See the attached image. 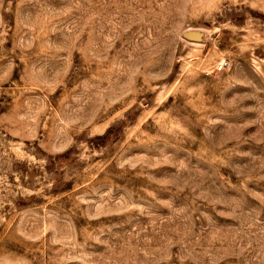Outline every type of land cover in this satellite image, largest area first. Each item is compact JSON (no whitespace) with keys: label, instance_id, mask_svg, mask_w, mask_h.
<instances>
[{"label":"rangeland","instance_id":"rangeland-1","mask_svg":"<svg viewBox=\"0 0 264 264\" xmlns=\"http://www.w3.org/2000/svg\"><path fill=\"white\" fill-rule=\"evenodd\" d=\"M0 264H264V0H0Z\"/></svg>","mask_w":264,"mask_h":264},{"label":"built area","instance_id":"built-area-1","mask_svg":"<svg viewBox=\"0 0 264 264\" xmlns=\"http://www.w3.org/2000/svg\"><path fill=\"white\" fill-rule=\"evenodd\" d=\"M225 66H226V61L223 60V61L219 62V64L217 65V70L223 71L225 69Z\"/></svg>","mask_w":264,"mask_h":264}]
</instances>
